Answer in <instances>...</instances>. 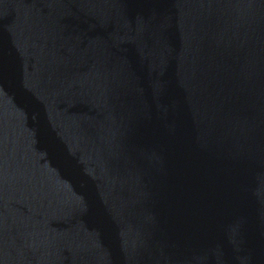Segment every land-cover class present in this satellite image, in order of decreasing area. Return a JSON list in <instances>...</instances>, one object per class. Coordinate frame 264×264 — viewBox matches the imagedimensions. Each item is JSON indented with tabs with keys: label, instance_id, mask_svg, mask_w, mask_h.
I'll return each instance as SVG.
<instances>
[{
	"label": "water",
	"instance_id": "obj_1",
	"mask_svg": "<svg viewBox=\"0 0 264 264\" xmlns=\"http://www.w3.org/2000/svg\"><path fill=\"white\" fill-rule=\"evenodd\" d=\"M0 264H264V0H0Z\"/></svg>",
	"mask_w": 264,
	"mask_h": 264
}]
</instances>
